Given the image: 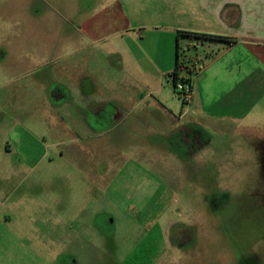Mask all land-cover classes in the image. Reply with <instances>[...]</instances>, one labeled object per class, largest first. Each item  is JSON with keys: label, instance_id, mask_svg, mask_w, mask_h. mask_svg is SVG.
I'll list each match as a JSON object with an SVG mask.
<instances>
[{"label": "rangeland", "instance_id": "1", "mask_svg": "<svg viewBox=\"0 0 264 264\" xmlns=\"http://www.w3.org/2000/svg\"><path fill=\"white\" fill-rule=\"evenodd\" d=\"M180 7L0 0V264H264V101L253 124L178 138L191 115L154 72Z\"/></svg>", "mask_w": 264, "mask_h": 264}, {"label": "crops", "instance_id": "2", "mask_svg": "<svg viewBox=\"0 0 264 264\" xmlns=\"http://www.w3.org/2000/svg\"><path fill=\"white\" fill-rule=\"evenodd\" d=\"M180 3L179 10L173 9L170 14L173 19L170 25L172 44L174 36L177 44L175 64L171 58L174 54L168 52L167 56H163L168 60L159 61L167 62L168 69L154 72L156 75L172 77L178 58V40L179 53L183 40L186 41L188 49L197 52L194 59L184 63V70L189 73L185 78L190 79L194 96L187 113L181 114L184 117L189 113L191 117L185 119L183 126L176 128L179 131L178 138L182 140L193 126L212 127L217 131L220 123L228 124L232 130L248 121L253 124L256 118L254 98L261 96L264 101V0H180ZM181 31L223 36L229 41L185 37L178 39V33ZM131 61H134L143 75H152V72L145 71L138 64H145L143 60ZM161 91L157 90L160 100L169 106H158V109L170 114L169 108L178 110L179 106L165 100ZM181 111L183 112V108ZM74 117L76 115L73 119H77ZM262 118L264 121V108ZM74 122L79 129V122ZM5 237L0 236V245L5 241ZM65 238L71 241L70 236ZM61 254L68 257L64 252ZM50 255L53 259L50 263L46 262L47 264H64L62 259L57 257V253ZM38 264L43 263L40 261Z\"/></svg>", "mask_w": 264, "mask_h": 264}, {"label": "trees", "instance_id": "3", "mask_svg": "<svg viewBox=\"0 0 264 264\" xmlns=\"http://www.w3.org/2000/svg\"><path fill=\"white\" fill-rule=\"evenodd\" d=\"M185 37L191 39H198V40H212V41H229L228 38L223 36H216V35H209L203 33H195V32H188V31H181L178 33V39ZM185 64L180 60V53H179V40H178V58L176 62V68L174 73H172L174 82L176 84L177 80L180 78L181 71L185 68ZM185 80V79H184ZM190 80V79H186Z\"/></svg>", "mask_w": 264, "mask_h": 264}, {"label": "built area", "instance_id": "4", "mask_svg": "<svg viewBox=\"0 0 264 264\" xmlns=\"http://www.w3.org/2000/svg\"><path fill=\"white\" fill-rule=\"evenodd\" d=\"M176 88L181 91L182 98H183V105L185 108L183 109V114L187 113L189 104L192 101L193 95V86L191 81L184 80L179 78L176 82Z\"/></svg>", "mask_w": 264, "mask_h": 264}, {"label": "flooded vegetation", "instance_id": "5", "mask_svg": "<svg viewBox=\"0 0 264 264\" xmlns=\"http://www.w3.org/2000/svg\"><path fill=\"white\" fill-rule=\"evenodd\" d=\"M259 160H260V167H261V171H262V174H263V177H264V142H263V149L260 151V157H259ZM91 245V244H90ZM64 264H73L74 263V260H73V263H72V259L70 261H64Z\"/></svg>", "mask_w": 264, "mask_h": 264}]
</instances>
